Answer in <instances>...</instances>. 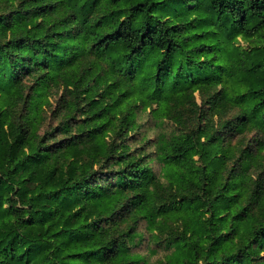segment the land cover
Here are the masks:
<instances>
[{"label": "trees", "instance_id": "1", "mask_svg": "<svg viewBox=\"0 0 264 264\" xmlns=\"http://www.w3.org/2000/svg\"><path fill=\"white\" fill-rule=\"evenodd\" d=\"M240 41L264 0H0V264H264V46ZM196 92L194 129L137 132Z\"/></svg>", "mask_w": 264, "mask_h": 264}, {"label": "rangeland", "instance_id": "2", "mask_svg": "<svg viewBox=\"0 0 264 264\" xmlns=\"http://www.w3.org/2000/svg\"><path fill=\"white\" fill-rule=\"evenodd\" d=\"M240 44L245 48H250L256 45L264 46V43L255 44L248 41H240ZM193 96V103L187 102L185 104H171L168 108L169 112L162 118V120L155 119L151 113V111L157 107V105L154 103L147 107L145 111L141 109L136 110L137 122L142 125L137 130V132L145 134L152 141L159 131L171 133L189 131L191 129H194L200 123L198 117V106H202L203 108H206V106L205 104L202 105V96L198 92L194 93ZM195 104H197V106ZM236 114V110H228L227 113L223 115L226 118H231ZM258 136L259 135H257L256 131H251L249 133H246V140L250 141L249 143H252V145H254L255 140L258 138ZM139 250L142 253H147L146 245H141ZM154 258L155 257H153L152 259Z\"/></svg>", "mask_w": 264, "mask_h": 264}]
</instances>
